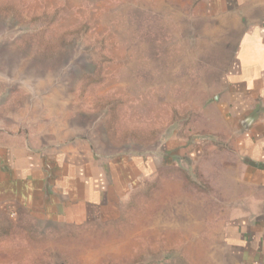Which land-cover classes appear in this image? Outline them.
<instances>
[{"label": "rangeland", "instance_id": "1", "mask_svg": "<svg viewBox=\"0 0 264 264\" xmlns=\"http://www.w3.org/2000/svg\"><path fill=\"white\" fill-rule=\"evenodd\" d=\"M263 10L0 0V146L90 159L101 206L81 226L0 211V264H235L224 227L261 195L212 103L238 30Z\"/></svg>", "mask_w": 264, "mask_h": 264}, {"label": "crops", "instance_id": "2", "mask_svg": "<svg viewBox=\"0 0 264 264\" xmlns=\"http://www.w3.org/2000/svg\"><path fill=\"white\" fill-rule=\"evenodd\" d=\"M235 13L222 12L221 17ZM260 14L262 21L238 30L232 62L212 103L248 188L261 195L252 212L230 219L224 227V243L235 264H264V10ZM70 156L69 152L45 156L22 146H0V211L22 212L39 222L65 226L100 218L96 165Z\"/></svg>", "mask_w": 264, "mask_h": 264}]
</instances>
